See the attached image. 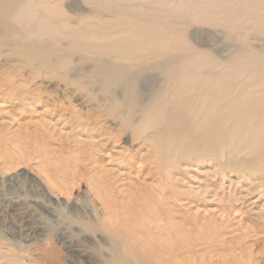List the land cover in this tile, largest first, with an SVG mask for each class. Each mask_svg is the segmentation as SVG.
I'll list each match as a JSON object with an SVG mask.
<instances>
[{"label": "bare ground", "instance_id": "obj_1", "mask_svg": "<svg viewBox=\"0 0 264 264\" xmlns=\"http://www.w3.org/2000/svg\"><path fill=\"white\" fill-rule=\"evenodd\" d=\"M63 1L0 0V46L6 47L7 56L36 57L71 76H81L85 70L81 64L90 61L94 68L91 81L99 87L88 92L96 91L97 100L120 109L116 117L123 126L126 146L140 143L148 148L146 154L135 151L134 155L119 156L117 164L133 167L140 163L148 169L147 174L156 171L163 176L181 163L207 161L216 167L214 177L225 179L227 172L229 176L241 172L246 180L254 176L264 179V48L252 43L264 39V0H68L71 15L64 10ZM85 2L89 9L79 14ZM72 54L80 64L76 70L70 66ZM106 115L113 123L115 112ZM101 137L95 141L97 147H108L110 138ZM95 168L87 183L93 195L104 200L109 219H96L93 226L72 231L67 228L71 224L52 230L61 223L49 200L56 190L38 180L44 209L37 197L29 200L33 214L47 225L28 219L21 207H13L14 215L23 219L15 237L30 242L52 236L69 264H98L91 262L89 255L96 254L93 240L101 247L93 233L103 231L111 243L97 255L105 256V263L175 264L172 257L179 255L178 242L164 246L157 239L158 244L151 243L154 235L162 237L161 231L168 229L155 220L165 218L158 205L166 186L153 188L160 199L150 194L141 200L139 194H131L130 198L141 200L138 205L145 212L135 213L140 216L134 220L136 216L131 214L127 231H117L122 218L119 221L110 213L114 201L108 192L114 184L106 182H111L105 180L108 173L103 179ZM249 188L242 198L260 188L264 191V181Z\"/></svg>", "mask_w": 264, "mask_h": 264}, {"label": "rangeland", "instance_id": "obj_2", "mask_svg": "<svg viewBox=\"0 0 264 264\" xmlns=\"http://www.w3.org/2000/svg\"><path fill=\"white\" fill-rule=\"evenodd\" d=\"M62 6L67 13H73L68 0H64ZM80 9L79 14L85 13L89 9L88 3ZM252 43L259 49L264 48V39H255ZM5 49L0 46V193L3 194L0 196V264H69V258L54 237L45 236L30 242L15 237L14 231L23 219L14 215V209L21 207L28 219L47 225L41 216L34 215L33 203L29 200L37 197V201H41L37 202L39 207L44 209L38 189V180H41L47 188L49 185L53 192L56 190L49 200L61 223L52 230L71 224L72 227L67 228L72 231L93 226L96 219H109L102 205L104 200L95 197L87 183L88 178H93L96 165L100 177L104 179V174L108 173L105 180L107 177L111 182H106L115 186L110 184L108 192L112 196L110 201H114L110 213L114 212L119 221L122 218V224L116 225L117 231H127V218L145 212L140 208L139 200L130 198L131 194H139L143 200V196H156L153 188L164 185L166 193L158 210L163 209L166 216L164 220H155L168 227V231H161L162 237L154 235L151 243L157 239L159 245L164 246L178 242L179 255L172 257L175 264H207L210 259L217 261L214 264H264V191L260 188L256 194L242 198L249 187L263 184L262 177L246 180L241 172H233L232 176L227 172L225 179L214 177L216 167L207 161L196 165L181 163L177 165L178 169L163 176L156 171L147 174L148 169L140 163L134 168L122 167L117 164L119 156L134 155L138 151L146 154L148 148L140 143L134 144L133 148L126 146L121 131L123 126L116 117L120 115V109L110 108L106 102L97 100L96 91L88 92V89L99 87L91 81L94 68L90 61L81 64L85 69L81 76H71L67 71L43 64L36 57L7 56ZM76 60L77 55L72 54L70 66L74 70L80 67ZM74 70L70 72L74 73ZM114 112L112 123L106 114ZM90 135L96 136L91 138ZM101 135L110 138L108 147H97L95 141L102 138ZM124 150L126 152L122 153ZM172 174H175L174 178ZM23 194L29 195L24 198ZM70 203H73L72 207L68 206ZM122 207L127 208V213ZM123 223L126 225L122 226ZM93 234L100 240L101 247L92 241L91 247L93 251L96 249V254L89 255V260L108 264L105 263L107 258H101L97 253L105 251L104 246L110 247L111 240L103 231ZM171 234L172 240L168 238Z\"/></svg>", "mask_w": 264, "mask_h": 264}]
</instances>
